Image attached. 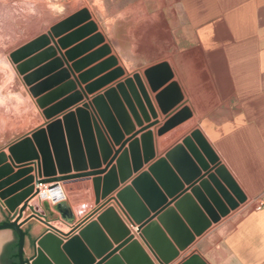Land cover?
<instances>
[{"label": "crops", "instance_id": "0c3cea01", "mask_svg": "<svg viewBox=\"0 0 264 264\" xmlns=\"http://www.w3.org/2000/svg\"><path fill=\"white\" fill-rule=\"evenodd\" d=\"M20 1L6 0L4 3L8 4L7 8L18 9ZM36 1L40 9L58 2ZM68 3V7L75 11L83 7L91 10L98 30L111 45L119 63L123 64L125 75L93 94L81 91L83 97L79 102L74 103V98L65 102L69 106L51 119H61L69 110L73 111L83 103L90 104L93 95L108 86H116L126 75L130 81L122 83L127 97L122 98L120 90L117 91L127 117L121 120L112 112L113 132L88 108L97 126L91 133L94 147L89 152L81 140L82 148L75 153V162L65 132V170L61 172L56 162L53 163V170L54 175H76L60 183L68 214L73 216L72 222L56 208L57 204L49 202L45 207L44 200H49L47 195L37 196L38 208L29 203L20 221L35 213L58 230L69 232L110 198L87 221L97 220V215L104 208L112 206L130 233L113 237L102 227L110 246L100 254L91 251L93 261L90 264H97L108 255L101 264L114 256L122 257L121 251L130 243L123 244L129 235H133L154 264H163L132 225L115 196L117 191L130 185L132 179L148 170L166 152L182 144L185 137H191L192 131L199 130L218 160L211 163L197 141L191 139L206 168L186 148L184 150L192 163L178 157L175 167L168 161L175 178L162 172L159 183L153 177L161 188L164 201L154 208L146 205L148 218L164 207L174 206V201L182 203V210L177 209L182 220L201 217L200 211L209 217L199 196L191 194L192 187L198 189L200 199L211 203L214 212L220 214L207 193V190L216 193L209 175H214L227 190L214 172L216 164L226 168L245 200L220 216L167 264H181L192 255H198L206 264H264V0H68ZM20 8L23 9L22 6ZM85 22L81 20L76 25L78 27ZM87 54L89 52L84 55ZM69 66L66 70L71 75L74 69L70 63ZM90 68V65L85 66L81 72ZM134 73L139 75V82L133 78ZM70 80L71 76L63 74L54 79L49 91L58 89L60 95L53 98L50 105L79 91L78 86H70ZM34 112L36 117L33 122L40 124L45 120L41 109ZM4 151L8 157L6 162L11 163L8 151ZM25 165L32 170L4 188L11 187L26 176L37 175L35 163ZM19 167L13 164V171L3 177L12 175L21 169ZM201 181H204L203 185ZM161 184L168 189H177L169 195ZM46 185H40V188L46 190ZM104 193L105 196H102ZM186 194L192 195L193 203L184 198ZM221 200L226 205L223 198ZM259 202L263 204L256 208ZM5 214L10 219L15 216L8 210ZM30 221L36 230L29 229L31 241L27 234L24 246L26 257L32 254L30 243L32 245L48 230L41 220L33 217ZM54 221H62L63 226L54 224ZM22 227H27V223ZM54 232L64 243L69 236L78 234V229L69 236ZM115 233L119 234L120 230L115 229ZM128 256L138 261L137 264H146L135 248L128 250Z\"/></svg>", "mask_w": 264, "mask_h": 264}, {"label": "water", "instance_id": "95a60500", "mask_svg": "<svg viewBox=\"0 0 264 264\" xmlns=\"http://www.w3.org/2000/svg\"><path fill=\"white\" fill-rule=\"evenodd\" d=\"M83 18H87V11L85 10L81 11L79 14L73 15L69 19L73 20L70 21L69 25H76L83 20ZM95 27L96 24L93 21L88 20L84 24L76 27L70 33L66 34L64 37H61L59 41L65 43L78 41L88 35L89 31L94 30ZM103 40L104 36L100 32H97L93 37L88 38L85 41L101 42ZM122 73L123 70L118 68L114 71L113 76ZM133 78L139 82L138 74L134 73ZM129 81L130 78L127 77L122 82L128 83ZM122 82L116 83V86H113L112 89L104 92L102 95L94 97L90 101V104L83 103L80 107H76L74 111L63 114L61 119L50 121L46 124L45 128L40 127L34 130L31 134V138H23L20 141L9 145V158L12 162L20 163L31 160L30 162L35 163L38 169H36V176H26L8 188H4L6 184L24 176L32 170V167H24L26 165H23L17 172L0 181V199L9 212L12 214L15 213L13 219H9L0 206L2 214L5 218L7 217V219L0 223V230H10L15 232L19 237L17 255L20 264H90L93 261L91 251L94 254H100L104 249L110 246L102 227L113 237L130 233V230L112 206L104 208L97 215V220L87 221L94 213H97L103 208L110 198L106 199L105 202L101 203L90 214L74 225L69 232L58 230L50 224L49 221L42 219L35 213H31L27 218L20 221L24 211L29 206L30 200L36 196L46 195L45 189H41L40 185L47 184L46 190L51 194H55V192L61 188V182L68 178L76 177V175H54L53 163L56 162L60 167L61 172H64L66 155L65 132L68 136V145L73 154L74 162L75 153L82 148L81 140L84 142L89 152L91 148L94 147V137L91 136V133L94 127L97 129V126L95 123L96 120L93 121L95 118L90 116L91 114L88 111V108H91L92 114L96 113V115L102 119L106 127L113 132L115 130V123L112 118V112H115L118 117L120 116L121 120L127 117L125 114V106H123V102L119 100V94L117 91V89L120 90L122 98L127 97ZM60 103L55 105L54 108L48 109L46 111V116L50 117L69 106V104L67 105L65 103V100L60 101ZM191 137H185L182 144H177L166 152L165 156L152 163L148 167V170L139 173L134 179H132L130 185L117 191L115 196L116 202L119 204L120 208H122L124 213L131 220L132 225L135 226L140 236L150 248H152L157 260L163 264H167L176 258L180 250H184L193 243L195 238L200 236L213 222H217L220 219V216L226 215L230 209L236 208L239 203H242L245 200L244 194L241 192L226 168L223 165L216 164L214 172L227 187V190L222 187L214 175H209L208 179L213 182L216 193L212 190H207V193L216 210L220 214L214 212L211 203L202 198L200 199V192L196 187H192L191 194L197 197L199 196L198 198L201 201V205L203 206L205 213L209 214V217L204 216L200 211L201 217L195 219L185 218L182 220L177 214V209L182 210V203H180V201H174V206L164 207L152 215V217L148 218L147 206L154 208L164 201L161 188L157 186L153 177L159 183L161 182L162 172L171 175L173 179L175 178L172 175L173 171L169 167L168 161L175 167L178 157L181 159H187L192 163L189 154L184 150V148H186L201 166L206 168L207 165L203 157L193 145L191 139L197 141L198 145L211 163H216L218 160V157L199 130L192 131ZM7 158L8 157L3 152H0V178L13 171V165L11 163H5ZM185 180H187V178H185ZM203 184L204 181H201V185ZM161 185L163 190L169 195L174 193L177 189L174 187L168 189V187L163 184ZM191 194H186L184 198L189 199L191 203H193ZM102 196H105V193ZM220 197L223 198L226 205L223 204ZM57 201L55 200V202ZM44 205L45 207H48L46 202H44ZM56 208L60 209L59 205L56 206ZM64 215L69 222H72L73 216L66 213H64ZM33 217L46 224L48 230L42 233L32 245L30 243L32 254L29 257L24 258L26 231L27 234H29L31 241L32 239L30 237L31 234L29 233V229L31 230L35 228L34 223L30 221ZM154 217H156L155 220H153ZM26 223L27 227L23 228L22 225ZM76 229H78V234L69 236ZM115 229L120 230V233L116 234ZM54 231H57L64 236H69L66 242L63 243L62 238ZM127 242L130 243L121 251L122 257L114 256L105 264H137L138 261L128 256V250L130 248H135L146 264H154L139 242L136 239H133V235H129L123 244ZM102 261L97 264H101ZM181 264L206 263L198 255H192Z\"/></svg>", "mask_w": 264, "mask_h": 264}, {"label": "rangeland", "instance_id": "374dc122", "mask_svg": "<svg viewBox=\"0 0 264 264\" xmlns=\"http://www.w3.org/2000/svg\"><path fill=\"white\" fill-rule=\"evenodd\" d=\"M5 1L0 0V152L6 155L4 151L6 149L10 155L9 145L23 138H31L34 130L40 127L45 128L46 124L52 121L51 118L58 114L46 116L48 109L60 103L50 105L51 100L60 95V91L58 89L49 91L50 85L54 84V79L60 74L72 77V80L68 82L71 87L78 86L79 91L63 99L66 102L74 98L75 103L82 99L83 90L93 94L124 76L125 72L123 64L121 65L119 58L112 53V47L108 42L85 41L97 32L102 34L88 7L75 11L68 7V0H58L56 5L48 4V8L40 9L38 1L22 0L18 3V9H10L7 8L8 4L4 3ZM21 6L23 9L20 8ZM83 10L87 11V18H83V21L85 22L86 19L93 21L96 24L95 29L90 30L86 35L88 38L83 41L67 43L59 41L68 31H73L77 27V25L70 26V21L73 20L69 19ZM50 15H52L51 19ZM87 52L89 54L84 55ZM69 63L74 69L71 75L66 70L70 67ZM88 65L91 68L81 72V69ZM118 68L122 69L123 73L113 76ZM53 70L57 71L53 72ZM125 78L127 75L123 80ZM89 80L93 81L86 83ZM82 84L85 85L82 86ZM112 87V85L108 86L101 93L93 95L91 100ZM39 109L42 110L45 119L40 123L42 125L39 122H33V118L36 117L34 111ZM70 111L72 110L68 112ZM30 161H27V164H31ZM11 164L16 166L18 164L21 168L25 165V161L11 162ZM3 178L5 177L2 176L0 181ZM0 201L4 213L7 212L1 199ZM51 201V199L44 200L46 203L59 205L61 211L68 214L66 199ZM32 205L38 208L36 203ZM4 218L0 210V219ZM50 218L55 220L53 215H50ZM61 222L54 221V224L63 226ZM11 237L10 230H0V248Z\"/></svg>", "mask_w": 264, "mask_h": 264}, {"label": "flooded vegetation", "instance_id": "af4514ba", "mask_svg": "<svg viewBox=\"0 0 264 264\" xmlns=\"http://www.w3.org/2000/svg\"><path fill=\"white\" fill-rule=\"evenodd\" d=\"M5 219H7V217L4 219H0V223L4 221ZM11 236L12 237L10 240L6 241L5 243L1 245L0 264H20L19 258L17 255V245H18L19 237L17 236L15 232H12V231H11ZM26 237H27V231H26ZM26 237H25V244L27 240ZM28 238H29V235H28ZM11 252H16L15 258L11 257ZM24 258H26L25 255H24Z\"/></svg>", "mask_w": 264, "mask_h": 264}, {"label": "bare ground", "instance_id": "6f19581e", "mask_svg": "<svg viewBox=\"0 0 264 264\" xmlns=\"http://www.w3.org/2000/svg\"><path fill=\"white\" fill-rule=\"evenodd\" d=\"M45 188H46V186H44ZM46 191V190H45ZM47 197L49 198V199H51L53 202H55V200L57 201H59V200H61V199H63L64 197H65V193H64V191L60 188V189H58L56 192H55V194L53 193V194H51L50 192H47ZM46 197V198H47ZM39 200H38V198H37V196L36 197H34V198H32L31 200H30V202L32 203V204H35L36 203V205H37V202H38ZM35 230H36V227L34 228Z\"/></svg>", "mask_w": 264, "mask_h": 264}, {"label": "trees", "instance_id": "16d2710c", "mask_svg": "<svg viewBox=\"0 0 264 264\" xmlns=\"http://www.w3.org/2000/svg\"><path fill=\"white\" fill-rule=\"evenodd\" d=\"M11 257L15 258L16 257V252H11Z\"/></svg>", "mask_w": 264, "mask_h": 264}, {"label": "built area", "instance_id": "2783aa9c", "mask_svg": "<svg viewBox=\"0 0 264 264\" xmlns=\"http://www.w3.org/2000/svg\"><path fill=\"white\" fill-rule=\"evenodd\" d=\"M262 204H263L262 202H259V203L256 205V208H260Z\"/></svg>", "mask_w": 264, "mask_h": 264}]
</instances>
